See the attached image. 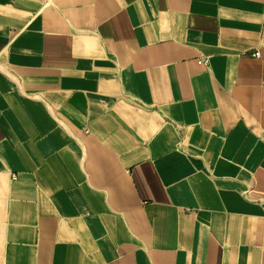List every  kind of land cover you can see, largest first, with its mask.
<instances>
[{
    "label": "crops",
    "instance_id": "crops-1",
    "mask_svg": "<svg viewBox=\"0 0 264 264\" xmlns=\"http://www.w3.org/2000/svg\"><path fill=\"white\" fill-rule=\"evenodd\" d=\"M0 264H264V0H0Z\"/></svg>",
    "mask_w": 264,
    "mask_h": 264
}]
</instances>
